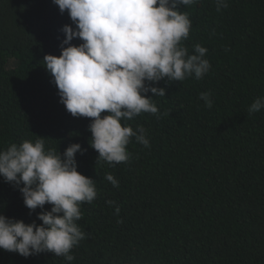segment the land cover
<instances>
[{
    "label": "trees",
    "instance_id": "trees-1",
    "mask_svg": "<svg viewBox=\"0 0 264 264\" xmlns=\"http://www.w3.org/2000/svg\"><path fill=\"white\" fill-rule=\"evenodd\" d=\"M227 3L177 5L192 22L182 46L190 54L196 44L207 48L211 68L201 79L155 82L165 96L146 95L158 113L126 122L146 130L150 147L130 137L129 159L109 164L90 146L93 118L66 110L43 64L46 54H61L63 26L76 27L68 10L53 0H0V150L43 139L46 152L62 156L79 143L77 170L96 186V198L80 206L85 238L71 249V264H264V109L248 111L264 97V0ZM202 92L211 93V108ZM51 207L30 213L0 176V214L42 224L37 213ZM0 264L68 262L47 251L25 258L0 249Z\"/></svg>",
    "mask_w": 264,
    "mask_h": 264
},
{
    "label": "clouds",
    "instance_id": "clouds-1",
    "mask_svg": "<svg viewBox=\"0 0 264 264\" xmlns=\"http://www.w3.org/2000/svg\"><path fill=\"white\" fill-rule=\"evenodd\" d=\"M53 2L61 13L68 10L76 27L63 26L61 54H46L43 64L54 78L66 110L74 117L93 118L88 126L90 146L98 151V160L125 162L130 156L126 148L130 137L150 147L146 130H133L126 122L142 112L158 113L154 98L146 95L150 91L155 97L165 96V88L155 82L165 77L183 81L192 75L201 79L211 68L204 58L207 48L196 44L190 54L181 44L188 38L192 22L177 5H191L196 0ZM215 2L218 10L228 7L227 0ZM74 38L83 42L72 45ZM210 97L211 93L200 94L209 108L213 104ZM262 109L264 97H258L248 111ZM105 111L108 114L102 117ZM84 151L81 144L72 143L62 156L55 150L46 152L43 139L12 143L0 150V176L18 188L30 213L46 203L52 205L50 211L37 213L42 224L0 214V249L25 258L52 252L71 264L75 259L71 249L85 238L77 224L82 216L80 206L97 196L94 180L77 170L76 154ZM105 178L119 186L111 173Z\"/></svg>",
    "mask_w": 264,
    "mask_h": 264
},
{
    "label": "rangeland",
    "instance_id": "rangeland-1",
    "mask_svg": "<svg viewBox=\"0 0 264 264\" xmlns=\"http://www.w3.org/2000/svg\"><path fill=\"white\" fill-rule=\"evenodd\" d=\"M14 64H15V61H14V60H10L7 66H8V67H11V66H13Z\"/></svg>",
    "mask_w": 264,
    "mask_h": 264
}]
</instances>
